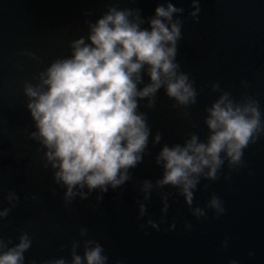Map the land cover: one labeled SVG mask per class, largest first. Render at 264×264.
<instances>
[{
  "label": "water",
  "instance_id": "water-1",
  "mask_svg": "<svg viewBox=\"0 0 264 264\" xmlns=\"http://www.w3.org/2000/svg\"><path fill=\"white\" fill-rule=\"evenodd\" d=\"M198 2L194 19L193 0H0V211L10 209L0 218V239L12 247L27 233L32 246L25 264H72L73 245L82 256L86 240L103 246L108 264H264V135L244 150L240 165L225 159L217 179L202 176L191 206L178 189L156 184L161 148L183 145L193 133L205 140V109L223 93L239 103L255 100L264 113V0ZM168 3L183 9L173 15L182 22L176 61L194 83L196 103L177 105L163 89L153 107L140 101L151 132L131 178L106 193L85 188V198L67 201L46 149L32 138L25 84H39L53 61L69 57L72 42L87 40L89 24L109 7L139 9L148 27L155 8ZM157 133L161 140L154 143ZM144 181L152 183L147 194ZM9 194L18 199L10 203ZM213 195L223 214L208 207ZM197 207L205 213L199 219Z\"/></svg>",
  "mask_w": 264,
  "mask_h": 264
},
{
  "label": "clouds",
  "instance_id": "clouds-1",
  "mask_svg": "<svg viewBox=\"0 0 264 264\" xmlns=\"http://www.w3.org/2000/svg\"><path fill=\"white\" fill-rule=\"evenodd\" d=\"M192 7L190 15L197 19L198 0H193ZM182 11L171 3L159 5L147 20L148 27H142L145 20L139 9L109 7L89 24L87 40L81 37L72 42L69 57L53 61L39 74V84H25L27 108L36 128L32 138L46 149L45 159L55 170V181L66 188L67 201L77 195L85 198V188L88 193H106L109 187L116 189L131 178L130 170L142 162L151 132L146 113L139 111L140 101L147 99V107H153L163 89L177 105L196 103L194 83L176 61L182 22L173 15ZM205 111L209 133L205 140L193 133L183 145H164L156 157L163 168L157 186L178 189L189 206L202 176L217 179L225 159L230 166L240 165L244 150L264 135V113L255 100L239 103L225 92ZM160 140L157 133L153 142ZM151 188L150 181L143 182L146 194ZM7 199L11 203L18 197L9 194ZM208 207L217 215L225 212L215 195ZM9 211H0V218ZM144 211L141 205V215ZM193 214L197 219L205 215L198 207ZM85 234L86 229H81V235ZM31 246L27 233L12 247L0 239V264H25L24 253ZM76 247L74 244L72 264H108L99 243L86 240L82 256L75 252Z\"/></svg>",
  "mask_w": 264,
  "mask_h": 264
}]
</instances>
